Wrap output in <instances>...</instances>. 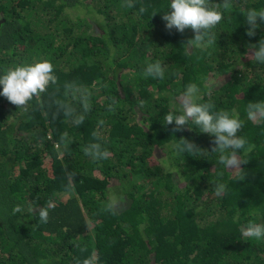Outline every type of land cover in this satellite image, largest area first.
Listing matches in <instances>:
<instances>
[{
  "label": "trees",
  "instance_id": "trees-1",
  "mask_svg": "<svg viewBox=\"0 0 264 264\" xmlns=\"http://www.w3.org/2000/svg\"><path fill=\"white\" fill-rule=\"evenodd\" d=\"M123 3L0 0V76L48 60L56 77L24 107L0 96V264H264V240L240 231L264 223V118L247 113L264 102V65L247 47L264 23L249 37L244 16L264 0H233L216 44L190 50V28H165L170 0ZM156 61L163 79L145 75ZM189 84L195 102L243 121L237 134L253 146L239 151L243 180L216 164L214 137L191 121L165 125ZM180 138L209 153L176 151ZM90 144L108 157L86 155Z\"/></svg>",
  "mask_w": 264,
  "mask_h": 264
},
{
  "label": "clouds",
  "instance_id": "clouds-1",
  "mask_svg": "<svg viewBox=\"0 0 264 264\" xmlns=\"http://www.w3.org/2000/svg\"><path fill=\"white\" fill-rule=\"evenodd\" d=\"M232 5L233 0H222L221 3H215L213 0H170L168 10L163 12L162 20L169 32L173 28L181 34L189 28L193 31L194 38L188 39L183 44L189 50L197 47L206 49L216 44L217 36L213 29L224 19V12L221 9L230 11ZM134 6L133 0H124L122 4V7L132 8ZM144 11V8L140 9L141 13ZM244 16L249 25L246 34L249 37L255 36V30L258 27L257 21L264 23V8L248 9ZM247 47L250 56L257 63L264 65V38H261L257 44H249ZM53 72V64L48 60L24 63L10 68L0 76V86H2L0 96L5 97L9 103L18 108L24 107L33 97L43 93L50 83H55L56 77ZM145 75L163 79L165 75L163 64L160 61L149 63L145 69ZM198 91L195 84L187 86L186 91L180 97V112L168 111L163 117L165 125H173L174 122L175 126L172 128V132L176 133L183 131L191 121L198 126L200 132L214 137L211 153H219L216 164L223 165L227 170H233L230 172H238L239 180H243L246 173L241 165L247 161L240 158L239 151L250 152L253 147L248 144L245 137L237 134L243 128V121L235 113L224 110L213 113L211 111L214 107L212 104L195 102ZM115 103L116 101L113 99V104ZM247 113L249 119L264 118V102L249 103ZM83 119L84 117L81 116L76 123H83ZM177 141L174 149L178 152L190 151L200 155L209 153L208 150L199 148L186 138H180ZM84 152L94 160L108 157L107 150H102L100 144H90L84 148ZM225 189V184L215 183L217 195L222 194ZM109 210H114L111 205ZM38 214L42 221L47 222L49 212L46 207L39 208ZM240 231L243 237L264 240V223L249 221L241 226Z\"/></svg>",
  "mask_w": 264,
  "mask_h": 264
},
{
  "label": "rangeland",
  "instance_id": "rangeland-1",
  "mask_svg": "<svg viewBox=\"0 0 264 264\" xmlns=\"http://www.w3.org/2000/svg\"><path fill=\"white\" fill-rule=\"evenodd\" d=\"M161 151H158L156 154H155V157L157 158L159 155H160ZM163 156V154H161V157ZM111 200H112V203L119 208V206L121 205V203L123 202V199L122 197H120V199L118 200L117 196H111Z\"/></svg>",
  "mask_w": 264,
  "mask_h": 264
}]
</instances>
